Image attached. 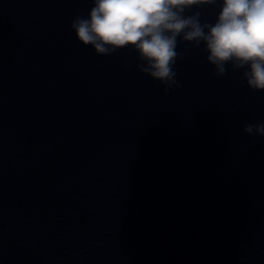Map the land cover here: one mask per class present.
Here are the masks:
<instances>
[{
    "label": "water",
    "instance_id": "95a60500",
    "mask_svg": "<svg viewBox=\"0 0 264 264\" xmlns=\"http://www.w3.org/2000/svg\"><path fill=\"white\" fill-rule=\"evenodd\" d=\"M92 7L0 0V264H264V91L178 38L165 95L77 40Z\"/></svg>",
    "mask_w": 264,
    "mask_h": 264
},
{
    "label": "clouds",
    "instance_id": "9594fccd",
    "mask_svg": "<svg viewBox=\"0 0 264 264\" xmlns=\"http://www.w3.org/2000/svg\"><path fill=\"white\" fill-rule=\"evenodd\" d=\"M217 0H93L88 17L71 23L77 40L99 56L130 48L138 53L137 69L164 86L167 95L179 88L175 65L178 38L195 48L204 45L215 75L244 70L253 91H264V0H222L214 24L201 14L185 15L191 6L215 5ZM248 136L264 137V122L245 123Z\"/></svg>",
    "mask_w": 264,
    "mask_h": 264
}]
</instances>
